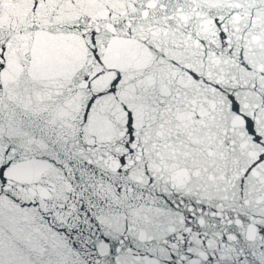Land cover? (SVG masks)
<instances>
[{
    "label": "snow or ice",
    "instance_id": "snow-or-ice-1",
    "mask_svg": "<svg viewBox=\"0 0 264 264\" xmlns=\"http://www.w3.org/2000/svg\"><path fill=\"white\" fill-rule=\"evenodd\" d=\"M0 264H264V0H0Z\"/></svg>",
    "mask_w": 264,
    "mask_h": 264
}]
</instances>
